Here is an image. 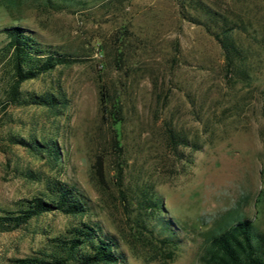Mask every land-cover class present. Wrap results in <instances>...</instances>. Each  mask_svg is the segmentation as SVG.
Wrapping results in <instances>:
<instances>
[{
    "label": "rangeland",
    "instance_id": "rangeland-1",
    "mask_svg": "<svg viewBox=\"0 0 264 264\" xmlns=\"http://www.w3.org/2000/svg\"><path fill=\"white\" fill-rule=\"evenodd\" d=\"M201 1L244 19L246 31L233 33L246 49L243 72H227L212 35L182 16L202 15L190 0L185 8L177 0H0V49L1 28L16 24L73 58L20 84L63 91L58 110L1 105L8 67L0 62V209L44 193L52 179L88 205L82 215L48 211L0 231V264L78 221L112 235L123 264H200L207 231L243 217L264 233V0ZM100 89L117 98L118 124L101 116ZM168 127L184 144L167 139ZM12 137L51 140L59 157ZM163 236L174 241L171 258H161Z\"/></svg>",
    "mask_w": 264,
    "mask_h": 264
},
{
    "label": "trees",
    "instance_id": "trees-1",
    "mask_svg": "<svg viewBox=\"0 0 264 264\" xmlns=\"http://www.w3.org/2000/svg\"><path fill=\"white\" fill-rule=\"evenodd\" d=\"M190 1L202 15L182 16L201 23L205 31L212 35L220 47L222 63L227 72H243L246 49L236 41L233 33L246 31L244 19L239 15L230 16L214 11L201 0ZM185 2L177 0L182 8H185ZM1 31L5 43L0 49V62L6 63L8 67L1 105L34 104L54 110L64 106L67 99L60 89L35 93L20 89V84L57 65H67L73 58L63 51L43 46L32 32L20 25L4 26ZM99 112L101 116H110L111 122L118 124L120 106L115 95L108 96L105 91L99 90ZM166 135L169 141L185 142V137L173 133L169 127ZM12 138L36 152L43 151L52 159L59 157V149L51 140ZM45 189L44 193L19 198L13 209H0V231L18 228L32 217L48 211L66 215H82L86 212L87 199L74 186L52 179L47 182ZM144 204L149 208L155 206L156 202L144 200ZM130 230L139 233L136 226L130 227ZM157 240L166 248L161 258H171L174 241L168 236ZM116 247L114 237L103 233L97 224L78 221L62 233L47 236L42 248L33 254L10 257L3 264H123V257ZM198 261L200 264H264V233L257 230L249 218L235 219L224 227L207 231L206 243L198 255Z\"/></svg>",
    "mask_w": 264,
    "mask_h": 264
}]
</instances>
